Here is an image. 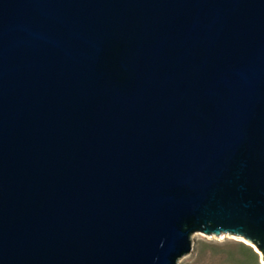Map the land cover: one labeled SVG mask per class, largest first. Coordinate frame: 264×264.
I'll use <instances>...</instances> for the list:
<instances>
[{"label": "water", "instance_id": "water-1", "mask_svg": "<svg viewBox=\"0 0 264 264\" xmlns=\"http://www.w3.org/2000/svg\"><path fill=\"white\" fill-rule=\"evenodd\" d=\"M264 264V0H0V264Z\"/></svg>", "mask_w": 264, "mask_h": 264}, {"label": "rangeland", "instance_id": "rangeland-1", "mask_svg": "<svg viewBox=\"0 0 264 264\" xmlns=\"http://www.w3.org/2000/svg\"><path fill=\"white\" fill-rule=\"evenodd\" d=\"M191 241V251L179 258L177 264H263L261 253L253 247L257 256L252 255L239 237L208 236L196 232Z\"/></svg>", "mask_w": 264, "mask_h": 264}, {"label": "trees", "instance_id": "trees-1", "mask_svg": "<svg viewBox=\"0 0 264 264\" xmlns=\"http://www.w3.org/2000/svg\"><path fill=\"white\" fill-rule=\"evenodd\" d=\"M242 245H243L244 247L249 248V250L252 252V255L257 256V252L253 249V246H251V245H249V244H246V243H244V242H242Z\"/></svg>", "mask_w": 264, "mask_h": 264}]
</instances>
